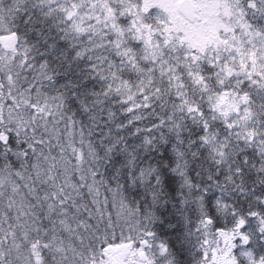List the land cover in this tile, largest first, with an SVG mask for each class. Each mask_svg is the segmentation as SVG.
Here are the masks:
<instances>
[{
    "label": "snow or ice",
    "instance_id": "obj_1",
    "mask_svg": "<svg viewBox=\"0 0 264 264\" xmlns=\"http://www.w3.org/2000/svg\"><path fill=\"white\" fill-rule=\"evenodd\" d=\"M0 264H264V0H0Z\"/></svg>",
    "mask_w": 264,
    "mask_h": 264
}]
</instances>
